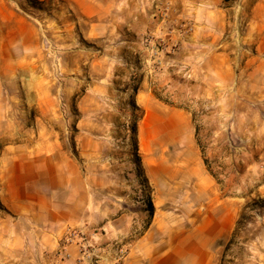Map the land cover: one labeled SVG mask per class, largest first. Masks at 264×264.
<instances>
[{
    "label": "rangeland",
    "instance_id": "374dc122",
    "mask_svg": "<svg viewBox=\"0 0 264 264\" xmlns=\"http://www.w3.org/2000/svg\"><path fill=\"white\" fill-rule=\"evenodd\" d=\"M5 1L39 25L57 114L69 126L65 147L80 157L97 198L119 204L120 243L128 249L160 208L172 222L207 215L194 174L200 162L215 188L208 213L224 225L214 264H264V106L239 83V12L212 42L213 32L195 34L198 24L166 0H130L133 9L124 6L97 32L81 29L58 0ZM147 114L180 119L188 143L161 142ZM78 118L85 144L76 140Z\"/></svg>",
    "mask_w": 264,
    "mask_h": 264
},
{
    "label": "crops",
    "instance_id": "0c3cea01",
    "mask_svg": "<svg viewBox=\"0 0 264 264\" xmlns=\"http://www.w3.org/2000/svg\"><path fill=\"white\" fill-rule=\"evenodd\" d=\"M58 1L75 24L95 32L104 31L108 17L124 6L134 7L130 0ZM166 1L198 24L195 34L213 32L212 42L221 40L229 18L239 12L244 24L239 83L264 106V0ZM38 26L23 10L0 0V264H77L78 246L65 243L69 230L96 233L103 246L119 243L126 238L120 229L123 216L118 203L105 206L97 198L80 157L65 147L69 126L57 114ZM224 65L226 73L228 56ZM76 107L83 112L82 104ZM84 124L80 118L74 124L80 144L89 141ZM194 174L198 194L207 198V215L172 222L162 208L155 210L148 228L130 242L122 264L215 263L224 225L213 210L208 213L215 188L200 162Z\"/></svg>",
    "mask_w": 264,
    "mask_h": 264
},
{
    "label": "built area",
    "instance_id": "2783aa9c",
    "mask_svg": "<svg viewBox=\"0 0 264 264\" xmlns=\"http://www.w3.org/2000/svg\"><path fill=\"white\" fill-rule=\"evenodd\" d=\"M65 243H75L78 246L77 264H122L128 254V249L120 242H110L103 246L96 233L88 236L79 230H69Z\"/></svg>",
    "mask_w": 264,
    "mask_h": 264
},
{
    "label": "bare ground",
    "instance_id": "6f19581e",
    "mask_svg": "<svg viewBox=\"0 0 264 264\" xmlns=\"http://www.w3.org/2000/svg\"><path fill=\"white\" fill-rule=\"evenodd\" d=\"M145 120H146L145 125H146V128H148V131L151 133L154 132L155 137L157 139H159L161 142H168V141L182 142V141H185L186 143H188L187 128H186L185 124L180 119H178L177 117H175L173 115L172 116L169 115V116H156V117H154L152 114H147V117ZM141 132H142V129H141ZM140 137H141V135H140ZM165 166H166V164H165ZM160 171H161V169H160ZM166 171H168V170H166Z\"/></svg>",
    "mask_w": 264,
    "mask_h": 264
},
{
    "label": "trees",
    "instance_id": "16d2710c",
    "mask_svg": "<svg viewBox=\"0 0 264 264\" xmlns=\"http://www.w3.org/2000/svg\"><path fill=\"white\" fill-rule=\"evenodd\" d=\"M31 2H34V3H36V4H38V2H36V1H31ZM134 96H131V100H133V106L135 107V109L137 110V107H136V105H135V103H134V98L136 97V95H137V89H134ZM132 131H133V134L134 135H136V126L134 125L133 127H132ZM149 207H150V210H149V212L152 214V211H153V207H152V205L151 204H149ZM242 221H244V219L242 218V216H241V218H239V220L237 221V229H235V231H234V233H233V236L234 235H236V233L239 231V225H240V223L242 222Z\"/></svg>",
    "mask_w": 264,
    "mask_h": 264
}]
</instances>
